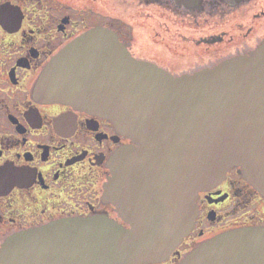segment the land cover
<instances>
[{
  "label": "water",
  "instance_id": "water-1",
  "mask_svg": "<svg viewBox=\"0 0 264 264\" xmlns=\"http://www.w3.org/2000/svg\"><path fill=\"white\" fill-rule=\"evenodd\" d=\"M98 35L68 46L40 85L47 99L74 103L131 140L105 185V200L129 228L105 218L52 222L7 239L0 264L160 263L194 226L199 193L229 170L239 168L264 198V42L174 77L133 58L111 33L105 48L94 46ZM179 264H264V229L221 234Z\"/></svg>",
  "mask_w": 264,
  "mask_h": 264
},
{
  "label": "flooded vegetation",
  "instance_id": "flooded-vegetation-1",
  "mask_svg": "<svg viewBox=\"0 0 264 264\" xmlns=\"http://www.w3.org/2000/svg\"><path fill=\"white\" fill-rule=\"evenodd\" d=\"M91 32L99 34L94 46L105 48L111 33L133 58L174 77L194 75L264 42V0H0V247L62 220L129 228L105 200V185L131 140L74 103L47 99L40 85L48 64ZM196 204L190 233L154 264H179L236 229H264V198L239 168Z\"/></svg>",
  "mask_w": 264,
  "mask_h": 264
}]
</instances>
